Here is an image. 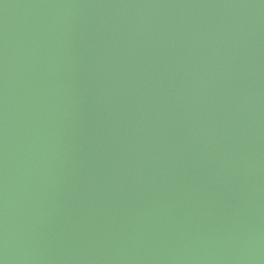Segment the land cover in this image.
Wrapping results in <instances>:
<instances>
[{"label": "water", "instance_id": "water-1", "mask_svg": "<svg viewBox=\"0 0 264 264\" xmlns=\"http://www.w3.org/2000/svg\"><path fill=\"white\" fill-rule=\"evenodd\" d=\"M0 264H264V0H0Z\"/></svg>", "mask_w": 264, "mask_h": 264}]
</instances>
